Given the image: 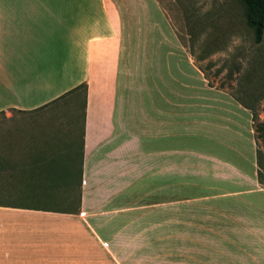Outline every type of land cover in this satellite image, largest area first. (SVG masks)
Returning <instances> with one entry per match:
<instances>
[{"label":"crops","instance_id":"obj_1","mask_svg":"<svg viewBox=\"0 0 264 264\" xmlns=\"http://www.w3.org/2000/svg\"><path fill=\"white\" fill-rule=\"evenodd\" d=\"M78 86L82 147L58 137L66 113L49 105ZM0 125V195H58L64 157L80 158L74 208L0 200V264H131L145 186L169 228L177 211L209 209L182 187L243 206L248 219L219 216L198 257L264 264L251 115L209 90L156 0H0Z\"/></svg>","mask_w":264,"mask_h":264},{"label":"rangeland","instance_id":"obj_2","mask_svg":"<svg viewBox=\"0 0 264 264\" xmlns=\"http://www.w3.org/2000/svg\"><path fill=\"white\" fill-rule=\"evenodd\" d=\"M156 1L174 30L177 41L186 50L193 65L200 70L209 90L225 92L242 104L251 106L255 109L259 120H264V29L261 40L255 42L251 29L242 19L243 9L240 1ZM83 95L84 89L79 87L73 93L49 104L65 110L64 125L62 129L60 127L56 129L58 137L62 132L65 145L72 141L74 145H80ZM262 163L261 172L264 182V155ZM79 164L80 158L75 154L74 157H64L63 164L60 165V171H63L64 176V187L58 195L32 194L38 191L27 188L26 195L1 194L0 200L34 207L74 208L78 198ZM47 167L50 172L51 165ZM145 187V210L142 212L144 226L132 229V231L135 229L142 231L138 239V241L143 240L138 242L141 258L133 259L131 264H214L215 260L200 259L198 255L201 249L214 251L215 220L221 217L224 222L232 217L241 221L248 219L247 211L243 206L238 205L235 212H226L223 211V204L217 205L209 199L205 201L198 198L205 193L203 187L185 189L182 187L176 192L177 198L193 196L192 198L195 199L190 200L192 203L206 202L209 209L202 212L194 209L186 213L177 211L176 225L169 228L166 225V212L161 218L162 215L159 214L162 212L151 209V190L150 187ZM217 207L220 210L216 212ZM184 221L186 227L183 226ZM227 229L228 227L225 226L224 230ZM246 229L243 226L239 227L240 240ZM185 254L191 257L184 258Z\"/></svg>","mask_w":264,"mask_h":264},{"label":"trees","instance_id":"obj_3","mask_svg":"<svg viewBox=\"0 0 264 264\" xmlns=\"http://www.w3.org/2000/svg\"><path fill=\"white\" fill-rule=\"evenodd\" d=\"M239 1L243 9L242 19L244 20V24L251 29L254 41L259 42L261 40L262 32L264 29V0ZM79 87L83 86H78L71 91H74ZM239 103L242 104L241 102ZM242 105L249 111L251 115L253 138L255 143L256 179L259 185L264 189V182L262 181L263 175L261 172V169L263 167L262 156L264 155V120H259L255 109H253L251 106L244 104ZM80 146L82 147L81 143ZM65 178H67V176Z\"/></svg>","mask_w":264,"mask_h":264}]
</instances>
